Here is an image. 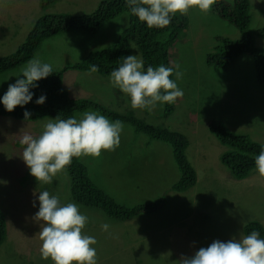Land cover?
<instances>
[{"label":"rangeland","instance_id":"1","mask_svg":"<svg viewBox=\"0 0 264 264\" xmlns=\"http://www.w3.org/2000/svg\"><path fill=\"white\" fill-rule=\"evenodd\" d=\"M100 1L55 0L43 6L42 0H0V56L16 51L41 17L58 12H92ZM250 2L249 31L254 45L264 47V38L255 34L264 26V0ZM177 15L186 16L189 22L172 48L174 63L182 72L179 80L175 72L172 79L184 95L173 103L174 110L168 115L165 105L157 104L151 111L132 109L129 97L110 84L109 76L76 69L66 79L74 96L90 98L118 112L133 110L149 123L185 135L186 155L197 172V183L184 190L172 189L181 177L174 147L123 122L115 150H102L98 157L82 156V161L92 179L120 203L131 207L162 196L166 203L157 210L142 209L129 220L110 217L101 209L76 202L66 169L47 184L39 183L29 173L22 159L23 148L13 142L23 133L40 134L51 118L25 121L2 116L0 206L8 221V246L0 254L1 260L8 252L4 264H53L51 259L41 258L40 226L32 219L39 203L32 206L33 193L38 196L44 190L58 196L61 204L76 203L88 217L83 233L97 241V264H180L183 257H190L213 240L246 235L244 226L251 220L264 226V177L255 169L246 178L235 177L221 160L229 146L210 132V119H220L233 131L249 133L264 144V85L256 80L254 59L242 53L230 66L209 65L208 53H216L222 46L218 38L240 39L242 31L212 9L205 13L192 7ZM129 24L130 14L125 12L96 32L63 31L46 38L34 58L50 63L54 69L62 68L68 61L81 60V56L113 44ZM135 54L142 58L139 47L132 44L131 55ZM17 74L18 68L1 74L0 89L7 88L11 83L8 80ZM104 223L110 225L108 231L102 230Z\"/></svg>","mask_w":264,"mask_h":264},{"label":"trees","instance_id":"2","mask_svg":"<svg viewBox=\"0 0 264 264\" xmlns=\"http://www.w3.org/2000/svg\"><path fill=\"white\" fill-rule=\"evenodd\" d=\"M52 1L55 0H42V4L46 6L49 4L48 2ZM250 9V0H220L213 7V10H216L221 18L229 19L232 24L240 28L243 35L240 39L219 37L218 40L222 46L216 53H208V61L209 65L216 63L220 67H227L242 53H248L255 62L256 80L259 84L264 85V47L254 45V36L249 31L252 18ZM125 12H129L125 0H102L92 12L79 14L58 12L41 17L16 51L0 56V75L15 68L20 71L31 59H35L36 51L46 38L69 30L96 32L108 20L119 17ZM188 25L186 16H175L167 27L150 29L146 23L140 22L138 18L130 15L129 27L120 33L113 44L93 50L86 56H81V60L68 61L62 68H53V74L38 81L39 87L33 90L35 92L33 102H29L23 108L17 106L12 112L6 111L0 104V117L13 116L25 121H39L48 117L66 119L69 116L76 117L79 112L95 110L111 120L119 119L124 123L131 124L136 131L145 133L152 139H159L172 145L181 177L171 185V188L176 190L190 188L197 183V174L185 153L188 146V139L185 135L169 127L149 123L146 119L137 116L133 110L127 113L118 112L90 98L74 96L69 91L71 84L66 79L72 70L90 71L93 65L98 67L96 73L109 76L111 71L122 62L121 57L132 54V44L139 47L145 69L148 65L157 66L160 64L174 68L172 48L180 41L181 35L186 31ZM255 34L264 38V26L257 28ZM16 78H10L8 82L13 83ZM170 78L172 79V76ZM6 90L7 88L0 89V96ZM41 94L47 95L46 102L43 105H37L34 100ZM172 105L165 104V114L168 115L170 110H174ZM25 109L31 112V117L27 120L24 119ZM210 131L217 136L221 143L230 148L222 154V163L229 167L237 178L242 179L249 176L255 169L253 158L259 154L260 146L264 144L251 137L249 133L233 131L220 119H210ZM26 134L33 137L39 135L34 132L17 135L13 142L14 145H20L22 149L24 146L20 140ZM66 170L70 176L72 196L76 202L86 207L101 209L108 216L116 219L129 220L140 213L142 209L157 210L166 203L164 196L155 201L131 207L120 203L92 179L82 157H74ZM252 230L259 231L261 238H264V226L261 222L251 220L245 224L244 233L246 235ZM7 233L8 221L0 206V246L6 241Z\"/></svg>","mask_w":264,"mask_h":264},{"label":"clouds","instance_id":"3","mask_svg":"<svg viewBox=\"0 0 264 264\" xmlns=\"http://www.w3.org/2000/svg\"><path fill=\"white\" fill-rule=\"evenodd\" d=\"M219 1L125 0V3L129 14L146 23L148 28L163 29L175 16H179L177 13L185 14L192 7L207 13ZM121 60L108 79L114 88L129 97L132 109L151 111L157 104H173L184 95L176 82L182 77L179 64L175 65V69L164 64L148 65L145 69L143 59L136 54L123 56ZM90 71H98V67L93 65ZM174 72L176 80L170 78ZM53 73L50 63L42 62L39 58L31 59L15 75V81L8 84L6 92L0 96V104L8 112L17 106L23 108L33 102V90L39 87L38 81ZM46 99L47 95L41 94L34 103L43 105ZM30 117L31 112L25 109L24 119ZM123 129L121 120H111L96 111H86L79 117L69 116L66 119L55 117L43 125V131L38 136L26 134L22 137V159L39 183H51L58 172L72 163L74 157H98L102 150H115L120 144ZM253 159L256 172L264 177V145L260 146L259 154ZM33 195L32 206L37 207L39 202L32 219L40 226L41 258L51 259L53 264H97V250L94 247L97 241L94 236L83 233L88 217L81 213L79 206L74 202L61 204L60 198L47 190L39 191L38 196L35 192ZM109 227L107 223L101 225L103 231H108ZM6 244L4 242L0 246L3 253ZM180 264H264V238H261L259 231L252 230L239 238L213 240L190 257H183Z\"/></svg>","mask_w":264,"mask_h":264},{"label":"crops","instance_id":"4","mask_svg":"<svg viewBox=\"0 0 264 264\" xmlns=\"http://www.w3.org/2000/svg\"><path fill=\"white\" fill-rule=\"evenodd\" d=\"M145 110H146V109H145ZM7 246H8V244H6V245L4 246V248L7 247ZM2 248H3V247H2ZM2 248H1V249H2ZM1 249H0V254H3V252H1V251H2ZM1 261H2L1 264H4V262H5V257H4L3 259H1L0 262H1ZM19 264H20V263H19Z\"/></svg>","mask_w":264,"mask_h":264}]
</instances>
